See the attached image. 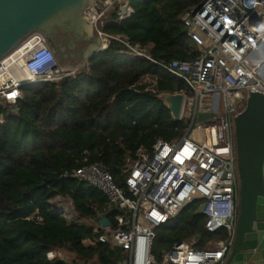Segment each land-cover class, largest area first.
<instances>
[{"label":"trees","instance_id":"16d2710c","mask_svg":"<svg viewBox=\"0 0 264 264\" xmlns=\"http://www.w3.org/2000/svg\"><path fill=\"white\" fill-rule=\"evenodd\" d=\"M128 1L132 16L104 31L151 46V61L131 57L122 44L111 41L72 76L23 86L13 108L0 103V264H66L46 260L51 247L62 249L71 264H117L124 257L107 245L85 244L97 236L85 220L95 217L106 198L71 172L98 163L121 186L127 158L134 160L140 148L151 151L157 140L178 138L181 125L158 95L184 86L155 63L196 55L178 16L203 0ZM146 75L154 78L152 90L138 84ZM56 197L71 200L78 222L69 224L52 208ZM194 206L157 227L151 255L181 241L204 249L216 234L224 236L220 230L207 232Z\"/></svg>","mask_w":264,"mask_h":264},{"label":"built area","instance_id":"2783aa9c","mask_svg":"<svg viewBox=\"0 0 264 264\" xmlns=\"http://www.w3.org/2000/svg\"><path fill=\"white\" fill-rule=\"evenodd\" d=\"M132 14L128 0H95L83 18L101 40V49L115 41L131 57L151 61V46L104 31V26L121 24ZM178 20L196 55L185 61L154 62L184 86L169 94L180 96L177 117L169 112L181 125L178 138L157 140L151 151L140 148L134 160L127 158L119 174L121 186L98 163L71 172L105 196V206L85 220L97 235L85 244L120 250L124 257L117 264H222L234 239L238 180L232 120L241 112H235V104L242 95L245 100L249 94L264 95L258 67L249 58L264 37V0H203L183 10ZM75 72L60 69L42 36L32 34L0 61V103L13 108L22 99L23 86L57 82ZM153 82L146 75L138 84L152 90ZM206 115L210 117L197 119ZM194 201L197 208L203 206L204 229L223 231L224 239L199 250L186 241L175 243L156 263L151 255L154 230ZM102 219L109 225L101 226ZM35 220L42 223L39 216ZM45 257L48 262L71 264L60 248H49Z\"/></svg>","mask_w":264,"mask_h":264},{"label":"water","instance_id":"95a60500","mask_svg":"<svg viewBox=\"0 0 264 264\" xmlns=\"http://www.w3.org/2000/svg\"><path fill=\"white\" fill-rule=\"evenodd\" d=\"M94 1L0 0V61L30 35L39 34L60 69L70 72L84 68L93 55L105 51L83 18V12ZM249 58L263 77L264 37ZM158 99L176 118L180 96L164 94ZM232 123L237 218L234 239L222 264H264V95L249 94ZM202 210L199 206L197 213ZM63 212L61 209L58 213ZM100 225L105 227L109 222L102 219Z\"/></svg>","mask_w":264,"mask_h":264},{"label":"rangeland","instance_id":"374dc122","mask_svg":"<svg viewBox=\"0 0 264 264\" xmlns=\"http://www.w3.org/2000/svg\"><path fill=\"white\" fill-rule=\"evenodd\" d=\"M193 50H194V47H193ZM244 106H245V98L242 95L240 100H238L236 102V104H235V112L242 111ZM193 203L195 205L194 206L195 207V211L197 212V209H196L197 208V202L194 201ZM50 204H51L52 208L55 211H57V212H59L61 210V208H65L66 209V211L63 212L62 215L67 220V222L72 223V224L78 222V220L76 219V215L74 213V209H73L72 202H71L70 199H68V198H59V200H56V198H54V199H52L50 201ZM203 220H204V217H203ZM156 229L154 230V233H155ZM220 233H222V232H220ZM216 239L217 240H222V239H224V236L222 237V234H216V237L213 240H216ZM162 253L163 252H161L160 249L157 248L155 250L154 254H152L153 259H154V261L156 263L159 261L160 256H161Z\"/></svg>","mask_w":264,"mask_h":264},{"label":"bare ground","instance_id":"6f19581e","mask_svg":"<svg viewBox=\"0 0 264 264\" xmlns=\"http://www.w3.org/2000/svg\"><path fill=\"white\" fill-rule=\"evenodd\" d=\"M259 74V73H258ZM259 76H260V74H259ZM263 77H264V75H263ZM262 76H260V79H261V82L264 84V78H263Z\"/></svg>","mask_w":264,"mask_h":264}]
</instances>
